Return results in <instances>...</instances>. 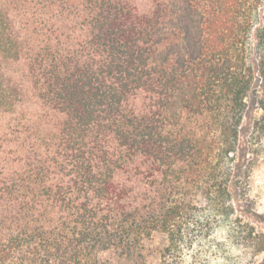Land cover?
Here are the masks:
<instances>
[{"label":"trees","instance_id":"1","mask_svg":"<svg viewBox=\"0 0 264 264\" xmlns=\"http://www.w3.org/2000/svg\"><path fill=\"white\" fill-rule=\"evenodd\" d=\"M263 155L264 0H0V264H146Z\"/></svg>","mask_w":264,"mask_h":264},{"label":"rangeland","instance_id":"2","mask_svg":"<svg viewBox=\"0 0 264 264\" xmlns=\"http://www.w3.org/2000/svg\"><path fill=\"white\" fill-rule=\"evenodd\" d=\"M259 114V110L247 112L242 125L243 145ZM248 198L236 201V215L242 218V224L220 221L209 235L188 236L170 249L168 235L154 233L142 250L146 264H264V155L254 167Z\"/></svg>","mask_w":264,"mask_h":264}]
</instances>
